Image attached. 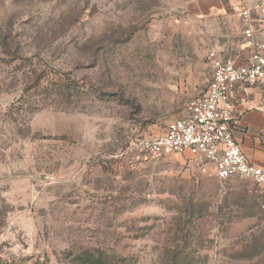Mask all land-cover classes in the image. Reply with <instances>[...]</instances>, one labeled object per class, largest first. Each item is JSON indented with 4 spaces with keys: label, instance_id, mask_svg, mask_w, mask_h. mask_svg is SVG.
<instances>
[{
    "label": "rangeland",
    "instance_id": "1",
    "mask_svg": "<svg viewBox=\"0 0 264 264\" xmlns=\"http://www.w3.org/2000/svg\"><path fill=\"white\" fill-rule=\"evenodd\" d=\"M188 1L0 0V264H264L263 187L142 145L243 44Z\"/></svg>",
    "mask_w": 264,
    "mask_h": 264
},
{
    "label": "built area",
    "instance_id": "2",
    "mask_svg": "<svg viewBox=\"0 0 264 264\" xmlns=\"http://www.w3.org/2000/svg\"><path fill=\"white\" fill-rule=\"evenodd\" d=\"M239 14L244 55L236 60L212 49L206 89L188 101L184 116L171 119L142 145L153 155L177 154L212 163L219 179H250L264 188V168L248 159L234 134L244 115L236 108V87L264 86V0L242 7Z\"/></svg>",
    "mask_w": 264,
    "mask_h": 264
},
{
    "label": "crops",
    "instance_id": "3",
    "mask_svg": "<svg viewBox=\"0 0 264 264\" xmlns=\"http://www.w3.org/2000/svg\"><path fill=\"white\" fill-rule=\"evenodd\" d=\"M258 1L260 0H189L186 8L194 15L236 13V10L240 11L242 7ZM238 16L243 25L239 12ZM223 55L238 60L240 56L244 55L243 44L236 53ZM235 103L237 110L244 113L240 117L239 124L235 127V137L248 159L264 168V86L245 87L238 85L235 89ZM208 164L214 167L212 163Z\"/></svg>",
    "mask_w": 264,
    "mask_h": 264
},
{
    "label": "trees",
    "instance_id": "4",
    "mask_svg": "<svg viewBox=\"0 0 264 264\" xmlns=\"http://www.w3.org/2000/svg\"><path fill=\"white\" fill-rule=\"evenodd\" d=\"M2 42L4 43L3 40ZM24 60L30 61L32 58L25 57ZM61 76L63 77V82L65 83L75 80L70 76L69 72H61ZM125 260V258L116 259L114 256L105 255L103 252H99L97 254L84 252L76 256L77 264H119Z\"/></svg>",
    "mask_w": 264,
    "mask_h": 264
}]
</instances>
